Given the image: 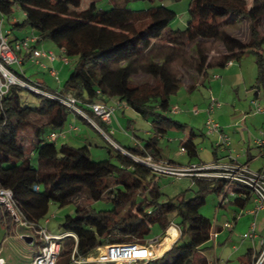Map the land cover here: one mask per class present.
Wrapping results in <instances>:
<instances>
[{
    "label": "trees",
    "instance_id": "1",
    "mask_svg": "<svg viewBox=\"0 0 264 264\" xmlns=\"http://www.w3.org/2000/svg\"><path fill=\"white\" fill-rule=\"evenodd\" d=\"M83 1L0 0V12L6 18V27L9 24L12 30L33 29L43 41L53 40L58 48L65 49L66 56L74 62L61 92L47 89L41 83L37 84L39 87L49 93H72L92 118L95 116L87 105L107 104L114 98L150 121L152 132L143 138L144 147H124L130 154L106 142L102 134L108 143L102 147L109 158L94 160L92 145L88 143L79 148L70 143L61 146L46 137L53 131H65L73 112L69 106L26 87L12 85L9 93L0 99V186L14 192L17 210L36 225L48 216L52 204L65 207L83 193L93 202L105 200L112 206L107 210H96L91 205L76 206L75 215L67 216L60 227L64 234H75L77 240L72 236L62 239L57 264H73L72 251L76 245L78 254L89 258L101 246L144 244L155 226L164 234L173 219H178L180 241L163 256L140 264H208L201 254L212 239L216 222L202 215V207L208 201V194L222 197L226 183L195 177L198 187L194 198L188 199L182 192L175 198L164 199L160 183L163 176L133 156L154 155L161 160L160 139L170 130L187 128L171 116V97L184 81V76L174 70L175 63L183 71H195L202 78L209 75V68H225L230 60L242 61L251 50L257 57L258 79L264 82V0H253L252 4L248 0H191V19L186 32L168 30L172 19H159L160 7L139 11L117 4L114 8L101 9L93 0L83 9ZM16 6L25 11V19L15 23L12 18ZM243 21L249 22L247 41L230 31V26ZM17 41L20 40L11 39L10 43ZM216 42L224 45L225 52L212 62L206 44ZM11 69L31 83L14 66ZM139 76L150 80L139 83L136 81ZM24 90L38 96V103H25ZM73 114L92 125L84 116ZM98 124L111 131L102 120ZM29 125L35 127L31 152L22 133ZM197 136L193 129L181 145L192 160L200 157L194 140ZM32 156L37 158V165ZM235 194L231 197L234 200L230 198L228 202L242 209L254 195L250 188L243 187L235 188ZM14 221L7 208L0 206V225H6L10 234L16 225ZM173 233L169 234L172 238L177 236Z\"/></svg>",
    "mask_w": 264,
    "mask_h": 264
},
{
    "label": "rangeland",
    "instance_id": "2",
    "mask_svg": "<svg viewBox=\"0 0 264 264\" xmlns=\"http://www.w3.org/2000/svg\"><path fill=\"white\" fill-rule=\"evenodd\" d=\"M58 1V0H56ZM92 0H84L82 3L83 9H86L89 7V3ZM97 2V5L101 9H110L114 8L117 4L121 6L128 7L130 10H145L148 8H155L160 7L159 12V19H165L170 18L172 21H170L168 25V30H182V32H186V27L188 21L191 19V15L189 13V6H191L192 1L191 0H95ZM250 4H252L253 0H248ZM169 13V14H167ZM24 10L22 8L15 7V17L18 19L19 22L23 21L25 19ZM148 21H146L147 23ZM146 23H144L141 27L145 26ZM138 28H141L140 25H137ZM31 28L29 27H23L21 30L14 29V35L18 37L24 36L27 32H30ZM230 31L233 33L234 36H236L238 39L247 41L249 38V22L243 21L238 24H235L233 26H230ZM264 33V32H263ZM153 41L156 42V40L153 38ZM159 43V41H158ZM51 45L52 48H54L55 54L58 56V61H61V58L64 57L62 54V50L58 48L57 44L53 40L46 41V46L49 47ZM210 47V56L211 61L216 62L218 58H221V54L225 52L224 45L220 42H216V44H206ZM43 49V48H40ZM264 51V46H263ZM246 57L244 58L241 63H244V68H249L250 66H253L256 64L257 57L251 50H248L246 52ZM63 62V61H62ZM234 64L240 65V61L233 60ZM64 70L62 73H58L57 76H50L49 70H45L41 64H35L31 65L30 63L26 62L22 67L18 66L17 64L14 66L15 69L19 71L26 70V77H29L31 79V83L33 84H39V82L45 83L46 86L50 87L52 91H58L61 92L66 80L69 79L71 76V72L73 70L74 62L69 60V62H64ZM237 66H235L236 68ZM174 70L177 71L181 76H184L183 86L180 90L176 92L175 95L171 97L172 99V107L177 108V112H171V116H173L174 120H179L182 123H185L187 126L186 129H174L167 132L163 138L160 139V150L161 154L164 157H170L173 161L177 163L187 164L190 160V157L185 153L181 151V145L184 141L183 139H187L190 133L192 132L193 128L196 129V132L198 133V139L202 142L200 146L201 149H204L206 153H210L211 156H214L213 149L217 147L219 144L218 139L213 134L209 133L210 128L207 125V119L209 117L212 118L214 123L221 125L224 128H227V134L234 132L235 130V123L238 121L237 116H241V110H240V102L241 100L245 101V98L243 97L244 94V85L240 83V70L238 69V72L235 74H231V77L226 79V89L223 90L222 98H217L221 101L222 105L214 110V112H209L210 104L212 103V98L210 97L209 103H207L206 98V82H204V85H201L190 92H188V88L192 87L196 81L198 82L200 75L197 74L195 71H189V73L183 71V68L178 63H175ZM211 73L209 80L212 81L215 74L219 73V75L224 76L228 74L226 72V68H209L208 69ZM218 75V76H219ZM216 78V77H215ZM150 80L149 77L145 76H139L136 78V81L139 83H144ZM206 83V84H205ZM218 89H216V92L218 94ZM253 96V95H252ZM23 100L25 103L34 105L37 104L39 101V97L32 92L24 90L23 92ZM237 101V106H233L234 103ZM247 101V100H246ZM207 103V104H206ZM198 109V111L204 116L198 117V114H196L194 111ZM136 112V111H134ZM219 114H223L221 118L218 119ZM200 115V114H199ZM71 119L74 118L73 112L70 113ZM239 117V116H238ZM75 119V118H74ZM141 122L146 126V128H150L152 130L151 122L146 121L141 117ZM98 123V120L96 121ZM239 122V121H238ZM81 125H85V128H87L89 131H92V137H95V140L90 139V143L92 145L91 147V158L94 160H107L109 158V155L107 154L106 150L100 149L96 146V140H102V143H104V146H108V143H111L110 141H106L102 139L98 135V132L96 130H93L91 127L88 126L85 122L83 123V120L80 119V122H78ZM69 124V123H68ZM239 129H242L241 127H237ZM129 131L132 134H136V129L138 130L137 135L140 137L141 141L142 139L148 138L147 136V130L144 129L141 126L137 127L136 129L129 126ZM88 131V132H89ZM23 137L25 139L26 146L29 147L30 152L34 150V146L32 144L33 137L35 136V127L32 128L31 125H29L25 130L22 132ZM110 133H108L107 137ZM232 136V135H231ZM77 140L79 138L76 137V135H71L68 139V143L71 145H74L75 147L79 148L83 145H85L83 142H76L74 139ZM111 139L118 140V135L112 134V137L109 136ZM232 138V137H231ZM237 139V138H236ZM79 141V140H78ZM239 139H237V142L234 144H238ZM57 145L64 144V140L59 137L57 140ZM100 143V142H99ZM101 144V143H100ZM214 144V145H213ZM213 145V146H212ZM221 150H225L223 146H220ZM220 148H217L220 150ZM233 149V148H232ZM239 151V150H238ZM32 160L35 165L38 164V160L36 157L32 156ZM199 161V158L196 159ZM161 183V191L163 193L164 199L168 197H177L180 195V193L185 192L188 199L194 198L195 191L197 189V185L192 182L191 178L187 176L175 178L173 176H166L162 177L160 180ZM232 199V198H231ZM76 201L70 203L69 205L63 207L59 206V204L55 203L50 206V210L48 212V216L44 219H42L39 224L37 225V228L29 226V227H22L21 224L16 223V225L12 228L13 232L10 234L9 230L6 225L1 224L0 225V245H2L1 250V256L7 258L8 264H30V262L33 260V256L37 255L39 251L41 250L43 246V239L41 237V228H47L52 235H57L63 233V229L60 227L61 223L66 219L67 216L75 215V210L77 205L86 206L91 205L94 209H111V205L105 202V200H100L97 202L91 201V199L88 198V196L83 193L77 199ZM221 197L216 195L215 193L208 194V201H206V204L204 207H202V215L211 218L213 222L217 223V219L219 222L223 221V218L229 214H232L230 210L226 209L225 206L220 207L221 205ZM234 200V198L232 199ZM231 200V201H232ZM228 202H225L227 204ZM172 229L171 233L173 232L177 233L175 227H171ZM33 237V242L28 243L26 240H24L23 237ZM172 238V237H171ZM190 242V240H188ZM238 241V240H237ZM236 241V242H237ZM241 241V239H240ZM240 241L237 242V245H240ZM244 249V248H243ZM248 251L247 248H245L242 252L246 253ZM97 254V252L95 253ZM241 254V253H240ZM238 259V257L236 258Z\"/></svg>",
    "mask_w": 264,
    "mask_h": 264
},
{
    "label": "built area",
    "instance_id": "3",
    "mask_svg": "<svg viewBox=\"0 0 264 264\" xmlns=\"http://www.w3.org/2000/svg\"><path fill=\"white\" fill-rule=\"evenodd\" d=\"M25 14V12H24ZM6 18L0 12V99L3 96H6L9 92V88L12 85H17L20 87H26L31 91L39 94H43L48 98H55L59 100V102L63 103L70 107L74 113L84 116L88 119V122L95 126L98 130H100L103 136L113 143L119 149V146L111 139L109 136L114 133V131L107 132L102 129L100 125L96 122L97 120H102L107 126L112 122L114 118V113L117 110L118 106L113 104H104L101 102H96L93 104L87 105V108L93 113L95 116L92 118L89 116L86 111H84L80 106V101H78L72 93L69 94H59V92H47L45 89L39 87L36 84H31L27 82L25 79L19 77L16 72H14L11 68L16 64L20 67L23 66L24 58L19 56L22 52H30L31 59L34 63H39L44 68L48 66L40 61L41 57L49 61H54L56 59L55 51H45L44 49H40L36 47V45L42 42L41 35L35 34L33 36H28L26 38L21 39L13 44L10 43L11 36L10 32L5 30L6 27ZM65 49H63V56L61 60L63 62H69V58L64 53ZM233 64V60H230L227 63V66H231ZM50 72L52 75L57 76V71L55 68H50ZM222 105L221 101L215 97H212V103L209 107V112H214V110ZM121 106V105H120ZM252 109L255 113L260 114L264 113V104H262L258 99L253 100L251 102ZM178 107H172V112H177ZM196 114H200L198 109L194 111ZM207 125L210 128L209 133L216 136L219 144L217 147L223 146L225 149H229L233 144L232 138L225 132V128L221 125L214 123L211 117L207 119ZM71 129L76 130V128L72 125ZM109 136L107 137V135ZM264 136V130L262 131ZM67 132L61 131H53L48 137V140L53 142L59 139V137H65ZM260 147L264 145V137L261 138L259 143H257ZM122 152L126 154H130L124 149H121ZM182 152L186 153L185 148H181ZM137 161L145 164L149 169H153L160 176H173L175 178L187 176V177H197V178H214L216 180H223L226 183L225 190L222 193V201L228 202L231 197H235V188H247L252 191L254 194V208L250 210V213L258 215V213L264 211V170L257 171L249 164H243L240 161H235L233 163H221V164H210L202 166L200 164H193L190 166L184 165H176L171 162L165 160H159L154 155L141 156H133ZM13 191L10 189H6V187L0 186V206L7 208L10 212L11 216L15 219L14 222L19 223L22 227H37L36 223H33L29 220H26L21 213L17 210V205L15 202V198L13 195ZM243 213H246L244 210L241 213L237 214L236 219L241 216ZM235 225V222H227L225 224L226 228L232 229ZM256 223H253L250 230L246 233H242L243 239H255L256 235ZM41 237L43 239V246L39 251V254L34 255L33 260L30 264H57V261L60 258V254L62 252L63 242L62 239L67 237H73L77 240V236L73 233L71 234H57L52 235L47 228H41ZM212 239L218 238V232L216 230V226L211 231ZM33 238V237H32ZM159 240L156 239L153 242L148 244H134V243H126L125 245L113 244V246H101L98 248V253L96 256L81 257L78 254V248L74 246L72 251L73 264H86L87 262L92 264H140L142 261H151L156 257L161 256L159 252L154 249L155 243ZM261 252L255 254L253 256L252 263L253 264H264V242L262 243ZM7 258L1 256L0 250V264H8Z\"/></svg>",
    "mask_w": 264,
    "mask_h": 264
},
{
    "label": "crops",
    "instance_id": "4",
    "mask_svg": "<svg viewBox=\"0 0 264 264\" xmlns=\"http://www.w3.org/2000/svg\"><path fill=\"white\" fill-rule=\"evenodd\" d=\"M12 20L15 23L18 22V19L15 17V14ZM11 26L12 25L8 24L7 27H5V30L6 31L8 30L10 32V36L12 40H21L28 36H33L37 34L36 31L31 29L30 32H27L24 36L20 38L14 35V29L12 30ZM36 47L43 48L45 51H50V50L54 51V48H52L51 45L47 47L46 41L43 40L40 44L36 45ZM62 54H63V50H62ZM19 56L24 58L23 61L24 64L26 62L30 63L31 65L39 64V63H34L32 61L30 52H22L19 54ZM40 61L44 62L48 66L47 68H44L43 66V68L45 70H49V73H50V68H55L57 74L59 72L62 73V71L64 70L65 64H63L64 62H62V60L58 61L57 55L54 61H49L44 57H41ZM235 66L237 67L235 68ZM225 68L227 69L226 72H228V74L224 76L222 75L220 76L219 73H217L213 77L212 81H210L209 78L211 73L209 71V75H207L206 77L199 78L198 82L196 81V83H194L192 87L188 88L187 91L190 92L191 90L201 85H204V82L207 81L206 82L207 84L205 83L207 86L206 89L207 103H209L210 97L222 98L221 96L223 90L226 89V79L231 77V74L237 73L238 69L240 70L239 71L240 83H242V85L245 86L243 91L244 92L243 97L245 98V101L241 100L239 104L241 110V116L240 115H238L239 117L237 116L239 122L237 121L235 123V127H234L235 130L233 134L232 133L228 134L230 138L232 137V141H233L231 147L225 150H221V148L220 150H218L217 148L219 147L214 148L213 149L214 156L212 157L210 153L208 152L206 153L204 149L200 148L199 145H201L202 142L198 139V137H196L194 140L198 144L197 151L198 154L200 155L199 161L196 160L198 158H195L193 160L190 158L187 164H182L173 161L172 158L170 157H164L162 154H161L162 156L160 157L161 160L164 161L169 160L176 165H184L186 167L193 164H200L202 166H205L213 163L221 164L225 162L233 163L235 161H240L243 164L251 165L257 171L264 170V145L260 147L257 144L259 143L261 138L264 137L262 134V131L264 130V113H260V114L255 113L251 106V102L256 99H258L262 104H264V82L258 79L260 70L256 64L250 66L249 68L246 67L244 68V63H241V61H240V65H236L233 62L231 66H226ZM20 72L24 74L26 77V70ZM50 76L53 75L50 73ZM27 78L30 79L29 77ZM39 83L43 84L45 88L50 89V87L46 86L45 83L43 82H39ZM218 87L220 89H218V94H217L216 89ZM108 103L118 106L116 112L114 113V118L112 122L108 124V128L111 131H114L113 134L116 136L118 135L117 138L118 140L115 139L113 141L119 146L120 149H124V147H136L137 145H141L142 147H144L145 142L141 141L140 137L137 135L138 130L136 128L141 126L144 129H149L147 130L149 131L147 132L148 137L150 136L152 130L150 128H146L143 122H141L140 119L143 116L137 112H134L125 103L120 102L114 98H111L108 101ZM237 105L238 104L236 101L233 106L235 107ZM203 114L204 113L202 114L200 113V115L198 114V117L204 116ZM222 116L223 114H219L218 119L221 118ZM74 118H72L69 124L66 126L65 131L67 132V135L65 137H62L64 143L67 144L69 137L73 134L76 135L77 138H79L78 141L76 138L73 137V139L76 142H83L84 144L87 143L89 144L90 139L95 140V137H92V131H89L87 128H85V125H81L78 123L82 118L77 117L76 115H74ZM82 120L83 123L85 122L87 124L84 118ZM72 125L76 128V130L71 129ZM129 126L130 127L134 126V128L137 131L136 134L131 135L128 129ZM89 127H91L93 130H96L98 132V135L102 137V133L99 132V130H97L95 126L93 127L91 125ZM237 127H241L243 128V130ZM193 129L196 132V129L195 128ZM224 131L228 132L227 128H225ZM49 135L50 134H48L46 137H49ZM236 138L239 139V141L241 142L235 145L234 143L237 142ZM187 139H183V140L187 141ZM96 142H98L96 143V146L100 149H103L102 146H104L103 145L104 143H102V140L98 139L96 140ZM189 178H191L192 182H194L195 177H189ZM254 199L255 198L253 195V197L250 199V202L245 206L246 207L245 209L239 207H233L232 205H230L229 202L227 204L225 203L222 204V206H225L226 209L228 208L232 214L225 216L222 222H219L218 220L219 218L217 219L216 230L218 232V238L211 239L210 242H208L205 245V250L201 254L203 258L207 259L208 264H251L253 256L258 252L259 253L261 252V250L263 249L262 243L264 242V211L258 213V215L250 213V210L254 208ZM222 206L220 205L221 208ZM243 210L246 213H243L241 216H239L236 219L237 214L241 213V211ZM177 221L178 219H173L172 225L168 228V230L164 234L161 233L160 231L161 229L159 226H155L154 230L152 231V234L148 238H146L147 240L145 241L144 244L149 245L151 242L158 239L159 241L155 243L154 249L157 252H159L160 255L163 256L165 253H167L168 249H170L174 243H177L181 239L180 238L181 233L179 230L180 228L178 227ZM228 221L235 222V225L232 229L226 228L225 224ZM253 223L257 224L256 226L257 237L255 239L253 238L248 240L243 239V236L241 234L248 232L251 226L253 225ZM172 226L175 227L177 231V236L173 238H171L169 235L171 234V232L170 233L168 232ZM237 240L240 241V245H237L238 242ZM243 248L244 249L247 248L248 251L242 254L244 250ZM248 254L251 255L248 257L247 256ZM94 256H96V254ZM237 257L238 259H236Z\"/></svg>",
    "mask_w": 264,
    "mask_h": 264
},
{
    "label": "water",
    "instance_id": "5",
    "mask_svg": "<svg viewBox=\"0 0 264 264\" xmlns=\"http://www.w3.org/2000/svg\"><path fill=\"white\" fill-rule=\"evenodd\" d=\"M118 149V148H117ZM24 238V240H26L28 243H32L33 242V238L31 237V236H29V237H27V236H25V237H23Z\"/></svg>",
    "mask_w": 264,
    "mask_h": 264
}]
</instances>
